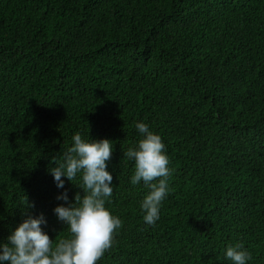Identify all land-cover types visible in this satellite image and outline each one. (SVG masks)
I'll return each mask as SVG.
<instances>
[{"label":"trees","instance_id":"1","mask_svg":"<svg viewBox=\"0 0 264 264\" xmlns=\"http://www.w3.org/2000/svg\"><path fill=\"white\" fill-rule=\"evenodd\" d=\"M138 122L171 173L152 225L124 156ZM75 133L112 142L122 227L97 264H233L236 244L264 264V0H0V242L41 213L69 235L54 209L82 177L49 169Z\"/></svg>","mask_w":264,"mask_h":264},{"label":"clouds","instance_id":"2","mask_svg":"<svg viewBox=\"0 0 264 264\" xmlns=\"http://www.w3.org/2000/svg\"><path fill=\"white\" fill-rule=\"evenodd\" d=\"M135 127L142 138L124 156L134 161L131 183L137 185L143 181L150 189L141 202V210L145 223L152 225L159 219L161 202L169 192V159L159 134L144 122L136 123ZM72 140L63 159L53 158L54 166L49 169L58 188L64 187L62 177L72 182L78 174L82 177L75 184L84 194L77 192L73 203L57 205L54 209L58 219L68 227L69 235L54 242L41 227L46 223L44 215H28L7 237V242H0V264H97L113 246L122 220L105 206L113 193V176L107 167L112 142L107 138L85 141L80 133H75ZM57 198L67 201L68 195L65 192ZM226 257L233 264H246L251 254L244 250L243 244H236L227 247Z\"/></svg>","mask_w":264,"mask_h":264}]
</instances>
